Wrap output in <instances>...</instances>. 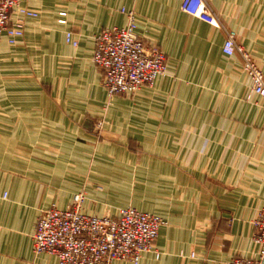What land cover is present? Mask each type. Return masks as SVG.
<instances>
[{
    "label": "crops",
    "instance_id": "1",
    "mask_svg": "<svg viewBox=\"0 0 264 264\" xmlns=\"http://www.w3.org/2000/svg\"><path fill=\"white\" fill-rule=\"evenodd\" d=\"M180 2L27 0L39 16L17 45L0 39V264H57L33 251L35 222L79 191L87 213L132 205L166 219L159 257L146 252L138 264L252 254V219L264 207V107L247 97L241 58L222 44L234 30L264 74V0H206L220 26ZM121 7L165 52L167 73L109 96L92 52L103 27L126 24Z\"/></svg>",
    "mask_w": 264,
    "mask_h": 264
},
{
    "label": "built area",
    "instance_id": "2",
    "mask_svg": "<svg viewBox=\"0 0 264 264\" xmlns=\"http://www.w3.org/2000/svg\"><path fill=\"white\" fill-rule=\"evenodd\" d=\"M180 9L212 25H221L206 0H181ZM121 11L127 16L126 24L103 27L95 36L92 52V61L103 72V86L109 96L152 86L158 76L167 73L165 52L139 35L134 10L121 7ZM59 13L58 21L64 23L66 12ZM38 16V10L28 6L27 0H0V39L5 38L10 46L17 45L27 19ZM225 32L223 53L240 56L250 81L247 97L259 96L264 107V74L260 66L236 40L234 30ZM65 40L73 46L78 43L71 30L65 31ZM102 122L98 121V126ZM84 198L85 193L79 191L64 208L52 205L41 210L32 235L35 253L54 254L57 264H115L119 260L138 264L146 252L159 257L160 250L154 242L167 223L165 218L132 205L119 207L116 215L87 213L82 208ZM252 226V254L232 256L228 264H264V207L257 210Z\"/></svg>",
    "mask_w": 264,
    "mask_h": 264
},
{
    "label": "rangeland",
    "instance_id": "3",
    "mask_svg": "<svg viewBox=\"0 0 264 264\" xmlns=\"http://www.w3.org/2000/svg\"><path fill=\"white\" fill-rule=\"evenodd\" d=\"M1 50H0V56H3V55H1ZM6 60V59H5ZM1 76H3V73H1V65H0V78H1ZM154 254V253H153ZM155 256V255H154Z\"/></svg>",
    "mask_w": 264,
    "mask_h": 264
}]
</instances>
